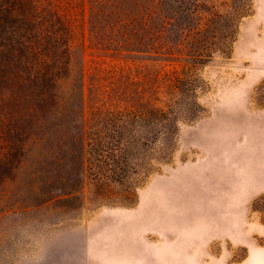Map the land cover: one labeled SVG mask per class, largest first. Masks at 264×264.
<instances>
[{"label": "rangeland", "instance_id": "1", "mask_svg": "<svg viewBox=\"0 0 264 264\" xmlns=\"http://www.w3.org/2000/svg\"><path fill=\"white\" fill-rule=\"evenodd\" d=\"M200 1L218 14L231 2ZM249 3L230 39L197 34V19L172 50L107 55L91 42L90 0H55L87 93L95 68L131 71L171 132L133 157L129 178L107 180L95 165L81 176L70 135L3 167L0 133V264H264V0ZM208 40L217 46L200 52Z\"/></svg>", "mask_w": 264, "mask_h": 264}, {"label": "trees", "instance_id": "2", "mask_svg": "<svg viewBox=\"0 0 264 264\" xmlns=\"http://www.w3.org/2000/svg\"><path fill=\"white\" fill-rule=\"evenodd\" d=\"M223 5L229 9L218 14L200 0H90L91 42L107 55L158 50L162 45L172 50L171 35L192 32L197 19V34L216 31L215 38L227 40L250 3L231 0ZM72 38V27L55 0L0 3L1 164L8 167L12 160L10 170L17 169L28 146L51 149L60 137L70 135L66 146L80 152L83 178L90 165L99 168L97 179H110V173L129 178L126 167L158 142L157 133L169 140L167 113L143 101L142 83L125 69L95 68L87 93L83 49H74ZM208 44L198 50L217 46ZM219 48L226 50L228 41ZM111 163L119 171L112 170ZM31 176L51 174L35 170Z\"/></svg>", "mask_w": 264, "mask_h": 264}]
</instances>
